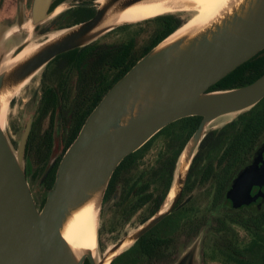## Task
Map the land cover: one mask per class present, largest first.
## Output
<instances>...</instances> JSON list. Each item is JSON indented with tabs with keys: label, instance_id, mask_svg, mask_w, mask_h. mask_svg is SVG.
Instances as JSON below:
<instances>
[{
	"label": "water",
	"instance_id": "1",
	"mask_svg": "<svg viewBox=\"0 0 264 264\" xmlns=\"http://www.w3.org/2000/svg\"><path fill=\"white\" fill-rule=\"evenodd\" d=\"M154 1L158 0H97L84 5L97 8L94 17L58 30L38 43L34 34L41 24L80 4L63 3L49 12L52 0H34L29 21L32 35L16 43L13 33L23 31L27 23L21 12L15 29H0V264H112L174 211L194 156L212 123L248 111L264 99V75L244 87L210 91L264 51V0H235L208 27L173 38L184 24L106 93L64 154L54 187L39 210L25 165L31 119L15 150L1 126L3 92L17 89L9 97L8 108L22 87L57 56L91 45L119 27L168 14L196 13L192 4L177 1L171 3V11L150 19L121 18L128 9ZM57 10L60 13L56 15ZM27 50L30 53L25 59L12 64ZM194 116L202 117V121L179 157L172 187L161 208L103 256L97 255L102 203L116 169L164 128ZM93 201L96 249L78 252L64 239L63 230L74 213Z\"/></svg>",
	"mask_w": 264,
	"mask_h": 264
},
{
	"label": "flooded vegetation",
	"instance_id": "2",
	"mask_svg": "<svg viewBox=\"0 0 264 264\" xmlns=\"http://www.w3.org/2000/svg\"><path fill=\"white\" fill-rule=\"evenodd\" d=\"M96 1L52 0L49 12L63 3L80 6L63 11L47 27L39 26L36 42L58 31L56 21L63 15L62 21L70 23L89 20L87 16L97 8L84 5ZM11 2L9 16L18 18L21 12L25 20L30 18L34 0ZM103 58L101 51L83 58H55L40 73L38 87L27 103L34 113L25 149L26 175L39 210L54 187L81 119L103 90ZM250 112L212 123L194 156L176 208L143 236L142 243L143 237L133 245L137 248L131 252L132 264H264V106L256 114ZM34 125L38 130L31 136ZM174 137L157 139L142 159L120 172L108 187L98 228L103 252L146 223L163 205L168 192L163 194L156 176L169 164L172 146L168 144Z\"/></svg>",
	"mask_w": 264,
	"mask_h": 264
},
{
	"label": "trees",
	"instance_id": "3",
	"mask_svg": "<svg viewBox=\"0 0 264 264\" xmlns=\"http://www.w3.org/2000/svg\"><path fill=\"white\" fill-rule=\"evenodd\" d=\"M58 3V2H56ZM95 11L91 10V14H89L90 19L95 16ZM64 16V15H63ZM62 16V17H63ZM61 17V18H62ZM59 18L56 21V30H62L66 28H70L79 24L83 20H78L70 23V21H62ZM150 23H155L156 28L154 33L150 36L148 42L144 46L139 45V30L143 27L142 24L147 25ZM184 25V22L177 14H168L156 17L152 20L145 21L144 23L135 24V25H126L123 27L116 28L112 31V33H123L124 37L118 43L112 44H104L103 46H99L101 41H97L94 44L83 47L80 49H76L70 51L68 53L57 56V59L67 58V57H75V58H83L86 56H92L93 53H99L101 51L104 55V82H103V90L99 91V96L95 98V101L89 111L84 115L81 119L79 126L76 129L75 135L73 136L71 142L69 143L68 148L73 144L75 139L77 138L82 126L84 125L86 119L94 110V108L100 103L106 93L122 78L130 71V69L141 59L143 58L149 51H151L154 47H156L159 43H161L164 39L169 37L171 34L176 32L179 28ZM136 28L134 31L133 29ZM117 63V64H116ZM264 75V51L260 52L258 55L253 57L248 62L241 65L235 71L230 73L216 85H214L210 91H221L228 89H235L247 86L261 76ZM264 106V99L258 103L251 110V114H256L260 107ZM202 121V117L194 116L182 119L177 121L162 131H160L157 135H155L145 146H143L137 152L126 157L120 166L116 169L113 174L108 187L112 186L114 180L117 175L120 174L123 170H127L134 166L136 162L144 157V155L148 152L151 145L159 138L164 137L165 135L175 134L174 139L168 144L171 145V150L169 153H172L171 158L169 159V164L162 166L158 171V176L156 179L158 180V185L161 186L163 194L169 193L176 172L177 163L181 153L183 152L185 146L187 145L190 138L196 132ZM37 126H33L32 135L36 134ZM67 148V150H68ZM66 150V151H67ZM54 175L49 178V189H51L54 181ZM108 189V188H107ZM141 239V243L143 242ZM135 246V244H134ZM131 247L129 250L121 254L118 258H116L112 264H132L131 263V252L137 248ZM86 264H89L88 262Z\"/></svg>",
	"mask_w": 264,
	"mask_h": 264
},
{
	"label": "bare ground",
	"instance_id": "4",
	"mask_svg": "<svg viewBox=\"0 0 264 264\" xmlns=\"http://www.w3.org/2000/svg\"><path fill=\"white\" fill-rule=\"evenodd\" d=\"M177 1L192 4L193 11L198 12L200 15L190 24L182 27L173 38L180 37L185 34H195L208 27L211 23L219 19L223 15L224 11L231 7L235 0H158L134 6L124 12L121 18L127 21L150 19L166 11H171L173 8L171 3ZM59 12L60 10H57L55 14ZM29 53V50L23 52L12 61V64L22 61ZM15 90H6L1 96L2 127L4 125V118L6 115L9 97L14 94ZM172 197L173 193L170 195V198ZM95 217V202L93 201L74 213L69 222L66 224L63 230V237L74 250L78 252L84 250L91 252L95 251ZM106 264H108V262Z\"/></svg>",
	"mask_w": 264,
	"mask_h": 264
},
{
	"label": "rangeland",
	"instance_id": "5",
	"mask_svg": "<svg viewBox=\"0 0 264 264\" xmlns=\"http://www.w3.org/2000/svg\"><path fill=\"white\" fill-rule=\"evenodd\" d=\"M11 1L12 0H4L3 2V0H0V29L2 28L7 29V30L15 29L14 27L16 26L17 18H12L13 17L12 13H11V16H9L10 14H8L10 9L13 10V4ZM176 14L180 16V18L182 19V21L185 24L184 26H187L188 24H190L192 21L196 19V17L198 18L200 15L198 12L196 13L179 12ZM56 17L57 16H52L51 19L44 22L40 26L43 25V27H47L50 21ZM29 21H30V18L26 20L27 22L26 26L23 29V31H21V32H25L26 34L25 36L21 35L20 34L21 32L16 31L13 33L17 44L23 41V39H26L30 35H32V31L30 30V26H29ZM141 23H144V22H141ZM137 24H140V23H137ZM142 25L143 27L138 29L140 33L139 45L141 47L144 46L148 42L150 36L154 33V30L156 28L155 23H150L147 25L142 24ZM133 30L135 31L136 28H134ZM34 36H35L36 41L39 40V36H37L36 33L34 34ZM123 37H124L123 33L121 34V33L110 32L104 37H102L101 39H99L98 41H101L102 44H112V43H118ZM44 41L45 40L41 39L40 41H38V43H42ZM41 72L42 71H40L36 76H34L30 81H28L24 87H22V89L18 92V94L15 96V98L13 99V101L7 108L6 115L4 118V129L15 150H17V144H19V141L21 140V136L23 134L26 121L30 119L32 114L34 113V108L28 105L27 103L30 97L34 94V92L36 91L38 87V81H39V76ZM14 125H16L17 131H15ZM152 154L154 153L152 152ZM134 231L135 230H131L126 236L133 233ZM97 252H98L97 255L103 256L105 254V252H103L100 249V246H97Z\"/></svg>",
	"mask_w": 264,
	"mask_h": 264
}]
</instances>
